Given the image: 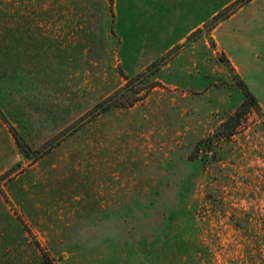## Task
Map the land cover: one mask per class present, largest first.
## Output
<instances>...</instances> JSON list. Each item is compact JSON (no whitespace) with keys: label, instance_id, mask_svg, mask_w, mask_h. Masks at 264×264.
I'll use <instances>...</instances> for the list:
<instances>
[{"label":"rangeland","instance_id":"rangeland-1","mask_svg":"<svg viewBox=\"0 0 264 264\" xmlns=\"http://www.w3.org/2000/svg\"><path fill=\"white\" fill-rule=\"evenodd\" d=\"M39 247L264 264V0H0V264Z\"/></svg>","mask_w":264,"mask_h":264},{"label":"trees","instance_id":"trees-1","mask_svg":"<svg viewBox=\"0 0 264 264\" xmlns=\"http://www.w3.org/2000/svg\"><path fill=\"white\" fill-rule=\"evenodd\" d=\"M111 3H113V0H110ZM226 64H229L228 61H225ZM237 85L244 91L245 100L244 102L239 106V108L230 115L216 130L214 134V138L220 139V140H229L236 134V130L239 126H241V120L248 112L251 110L259 109V101L257 97L249 90L247 84L241 80L238 79ZM155 86H157L155 84ZM134 102H131L129 106H133ZM102 106V111H107L111 108H117L121 106H115L109 105L107 107ZM100 107V106H99ZM14 136H16L18 148L22 154L25 155L27 158H31V151L30 148L25 145L22 140L18 137L17 133L14 132ZM40 250V256H39V263L38 264H56L54 259L51 257V255L43 250L41 247H39Z\"/></svg>","mask_w":264,"mask_h":264}]
</instances>
